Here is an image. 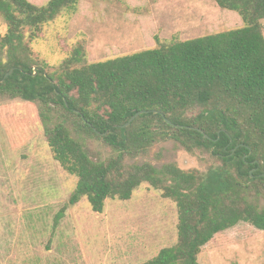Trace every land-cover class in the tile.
I'll use <instances>...</instances> for the list:
<instances>
[{
	"label": "trees",
	"instance_id": "obj_1",
	"mask_svg": "<svg viewBox=\"0 0 264 264\" xmlns=\"http://www.w3.org/2000/svg\"><path fill=\"white\" fill-rule=\"evenodd\" d=\"M79 1L0 0V100L37 106L53 159L77 179L68 205L85 198L99 214L144 183L161 191L177 208V241L146 264H199L201 249L240 223L264 232V0H214L241 28L91 64L79 46L48 72L25 39ZM139 111L147 113L123 127ZM90 140L104 158H90ZM166 142L213 161L183 171L144 160Z\"/></svg>",
	"mask_w": 264,
	"mask_h": 264
},
{
	"label": "rangeland",
	"instance_id": "obj_2",
	"mask_svg": "<svg viewBox=\"0 0 264 264\" xmlns=\"http://www.w3.org/2000/svg\"><path fill=\"white\" fill-rule=\"evenodd\" d=\"M242 26L214 0H80L74 12H61L37 39L25 41L38 64L53 72L79 46L91 64ZM5 33L0 17V38ZM43 131L36 105L0 100V264H146L176 243V205L147 183L128 201L107 199L99 214L85 198L69 206L77 179L53 159ZM87 147L91 159L104 158L97 142ZM144 160L183 171H204L213 161L172 142L155 145ZM198 263L264 264V232L240 223L214 236Z\"/></svg>",
	"mask_w": 264,
	"mask_h": 264
},
{
	"label": "water",
	"instance_id": "obj_3",
	"mask_svg": "<svg viewBox=\"0 0 264 264\" xmlns=\"http://www.w3.org/2000/svg\"><path fill=\"white\" fill-rule=\"evenodd\" d=\"M9 73H11V72H9ZM145 113H147V111H139V112H137V113H135L133 116H132V118L123 126V127H127L132 121H134L138 116H140V115H142V114H145ZM154 113H156V112H154ZM168 124H170L171 125V123L168 121V120H165ZM199 133H201L205 138H207L206 137V135H204V133L201 131V130H197ZM254 170H252L251 171V173L253 172Z\"/></svg>",
	"mask_w": 264,
	"mask_h": 264
}]
</instances>
